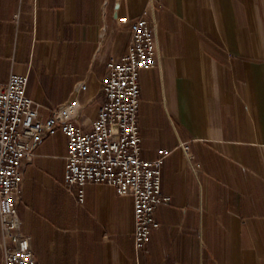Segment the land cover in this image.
I'll return each instance as SVG.
<instances>
[{
	"label": "crops",
	"instance_id": "0c3cea01",
	"mask_svg": "<svg viewBox=\"0 0 264 264\" xmlns=\"http://www.w3.org/2000/svg\"><path fill=\"white\" fill-rule=\"evenodd\" d=\"M140 16L154 27L157 60L139 72L141 157L168 151L170 201L135 250L132 197L87 183L79 202L63 184L57 129L22 160L16 208L35 260L264 264V0H0V87L26 74L41 120L74 99L76 123L90 129L106 63L126 52Z\"/></svg>",
	"mask_w": 264,
	"mask_h": 264
},
{
	"label": "built area",
	"instance_id": "2783aa9c",
	"mask_svg": "<svg viewBox=\"0 0 264 264\" xmlns=\"http://www.w3.org/2000/svg\"><path fill=\"white\" fill-rule=\"evenodd\" d=\"M127 23L125 17L119 18ZM131 39L119 59L106 63L101 88L103 100L90 129L75 121L77 101L39 118V103L26 94L28 77L11 73L0 87V229L3 264H37L30 236L22 230L16 203L21 190L22 160L30 161L34 150L57 129L66 139L63 184L84 199L87 183L114 186L118 195L133 199V246L140 250L158 227L154 210L167 205L170 196L161 188V167L168 151L155 159L141 157L138 111L139 72L156 65L154 27L140 16L131 24ZM188 154V146L181 144ZM191 156L189 155V159Z\"/></svg>",
	"mask_w": 264,
	"mask_h": 264
},
{
	"label": "water",
	"instance_id": "95a60500",
	"mask_svg": "<svg viewBox=\"0 0 264 264\" xmlns=\"http://www.w3.org/2000/svg\"><path fill=\"white\" fill-rule=\"evenodd\" d=\"M115 7H116V8L118 7V3H116Z\"/></svg>",
	"mask_w": 264,
	"mask_h": 264
}]
</instances>
